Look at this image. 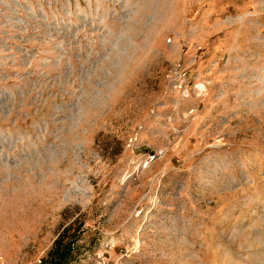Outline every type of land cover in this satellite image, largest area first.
<instances>
[{"label":"rangeland","instance_id":"rangeland-1","mask_svg":"<svg viewBox=\"0 0 264 264\" xmlns=\"http://www.w3.org/2000/svg\"><path fill=\"white\" fill-rule=\"evenodd\" d=\"M60 236L264 264V0H0V264Z\"/></svg>","mask_w":264,"mask_h":264},{"label":"trees","instance_id":"trees-1","mask_svg":"<svg viewBox=\"0 0 264 264\" xmlns=\"http://www.w3.org/2000/svg\"><path fill=\"white\" fill-rule=\"evenodd\" d=\"M63 237H59L56 240V245L55 248L51 251L52 253V258L51 262L57 263V264H62L67 262L69 259H71V254H72V249L70 247L69 243H63Z\"/></svg>","mask_w":264,"mask_h":264},{"label":"built area","instance_id":"built-area-1","mask_svg":"<svg viewBox=\"0 0 264 264\" xmlns=\"http://www.w3.org/2000/svg\"><path fill=\"white\" fill-rule=\"evenodd\" d=\"M181 66V65H180ZM179 71H181L180 69H179ZM186 74H187V72L186 71H182V72H180L179 73V77H181V79H182V82L179 84V87L180 88H182L183 86H184V84H183V82H184V77L186 76ZM81 260V262H82V264H86L87 262H86V259H80ZM35 264H45V261H44V259H43V256H40L38 259H37V261L35 262ZM52 264H54V263H52ZM56 264V263H55ZM64 264H77L76 263V261H71V260H68L67 262H65Z\"/></svg>","mask_w":264,"mask_h":264}]
</instances>
